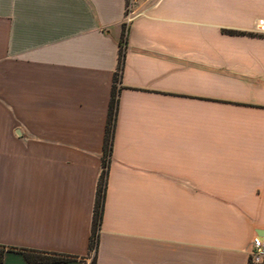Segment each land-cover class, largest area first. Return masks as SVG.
<instances>
[{
    "label": "crops",
    "instance_id": "crops-1",
    "mask_svg": "<svg viewBox=\"0 0 264 264\" xmlns=\"http://www.w3.org/2000/svg\"><path fill=\"white\" fill-rule=\"evenodd\" d=\"M127 2L0 0V264H251L264 241V0Z\"/></svg>",
    "mask_w": 264,
    "mask_h": 264
},
{
    "label": "trees",
    "instance_id": "trees-1",
    "mask_svg": "<svg viewBox=\"0 0 264 264\" xmlns=\"http://www.w3.org/2000/svg\"><path fill=\"white\" fill-rule=\"evenodd\" d=\"M229 32L234 34H245V32H238L230 30ZM127 42H128V35L127 29L124 28L122 39H121V47H120V54H119V71L116 75V83L113 92V98L111 103V110H110V118H109V127L107 131V138H106V145H105V156H104V171L100 179L99 188L97 192V198L95 203V213H94V220H93V232L91 237V249L98 250L99 242H100V230L103 223L104 217V207H105V198L107 193V185H108V170H109V163L111 160L112 152H113V142H114V135H115V127H116V120H117V113H118V105H119V97H118V84L122 78V71L125 64V57H126V50H127ZM27 252V254L31 257H36L38 260L41 261H56V260H65L66 257L53 255V254H42V253H32ZM5 253V248L0 246V260L3 258Z\"/></svg>",
    "mask_w": 264,
    "mask_h": 264
},
{
    "label": "built area",
    "instance_id": "built-area-1",
    "mask_svg": "<svg viewBox=\"0 0 264 264\" xmlns=\"http://www.w3.org/2000/svg\"><path fill=\"white\" fill-rule=\"evenodd\" d=\"M139 0H128L127 12L125 16V22L130 23L133 18L138 14L136 9L137 2ZM253 250L251 251V264L264 262V241L259 235H255L253 238ZM95 249H91V255L95 256Z\"/></svg>",
    "mask_w": 264,
    "mask_h": 264
}]
</instances>
